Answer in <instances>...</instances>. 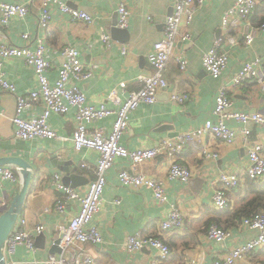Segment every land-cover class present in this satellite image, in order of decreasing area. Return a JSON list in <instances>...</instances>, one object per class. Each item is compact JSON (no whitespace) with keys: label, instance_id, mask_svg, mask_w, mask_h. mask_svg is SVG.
Segmentation results:
<instances>
[{"label":"crops","instance_id":"1","mask_svg":"<svg viewBox=\"0 0 264 264\" xmlns=\"http://www.w3.org/2000/svg\"><path fill=\"white\" fill-rule=\"evenodd\" d=\"M69 9L80 10L92 18L91 24L73 22L70 16L51 8L52 22L47 31L38 27L39 4L30 5L29 14L24 19L13 18L5 28H0V50L2 47H22L26 43L21 35L30 37L28 46L34 48L37 40L46 48L45 58L50 68L47 78L54 83L57 71L63 63L62 50L69 46L80 53V60L91 76L81 82L79 87L88 104L99 107L104 105L116 110L127 96L142 87L139 80L152 73L147 62V54L164 34L165 19L171 12L170 0H60ZM11 4H27V0H0ZM234 0H208L198 9L189 26L192 41H178L164 72L167 88L157 95L154 104H141L129 116V128L120 144L128 150H148L155 148L165 139L192 132L206 121H215L213 115L215 96L221 87H227L226 95L232 101L231 110L237 113L264 115V83L249 82L235 89L230 87L231 78L243 66L259 60L260 72L264 73V33L255 35L250 46L243 42L240 32L258 26L264 21V4L257 5L249 22L238 25L232 33L237 39L234 45H226L223 51L228 61L224 74L214 79L203 69L202 56L212 47L213 42L224 35L221 19ZM124 5L129 12L127 27H117V10ZM126 31L127 38L113 39L112 30ZM184 25H182V30ZM109 36L111 46L106 47L103 36ZM122 49L126 51L122 54ZM184 57L188 68L181 72L176 59ZM4 78L14 87V93L0 89V158H20L32 168V179L21 213L17 220H25V230L33 232L41 225L44 230L34 238V251L24 245L15 248L13 254L5 253L6 264H46L51 248L63 227L73 218L79 204L70 201L63 213L53 211V205L61 196L52 182V177L73 179L65 185L81 196L87 191L95 178L98 154L92 150L76 151L71 138L74 131V113L70 109L66 115H51L48 124L57 138L53 140L34 139L19 141L14 139L11 119L15 115L16 97L27 96L36 88L33 69L21 58L4 60ZM188 94L183 104L172 103V95ZM42 106H36L24 116H38ZM23 116V115H22ZM114 116L92 124L90 128L111 130ZM226 126L235 130V142L228 146L210 136L189 143L178 157V163L187 167L192 177L187 183L168 180V160L162 156L148 161L135 171L162 181L167 197L166 204L154 202L153 194L145 188L126 189L118 180V174L130 167L129 162L117 159L106 174V186L102 196L100 212L93 218L91 225L101 234L102 243L87 244L83 251L94 259V264H188L196 261L210 264L223 259L229 250L246 244L257 236L255 230L243 229L240 221L231 225V215L218 211L212 206V196L216 186L211 185L221 172L235 173L242 179L239 188L248 180L245 172L248 167L247 149L250 144L260 141L264 129L254 123L242 124L234 120L226 121ZM248 129L250 134L244 140L241 131ZM217 152L216 160H205L202 151ZM264 156V152H263ZM64 162L71 172L65 174L52 164V159ZM17 173L18 180L9 182L0 178V203L9 207L13 197L20 190L22 179L13 166H3ZM63 183V182H62ZM264 184V180L257 185ZM72 186V187H71ZM238 189V188H237ZM246 189V186L244 190ZM244 192V191H243ZM251 195V194H250ZM249 195V196H250ZM239 191L228 194L230 210L244 204L249 197ZM250 198V197H249ZM119 201V203H115ZM175 206L182 215L184 224L180 229L159 232L158 225L167 219L170 207ZM227 209V210H229ZM6 211V210H5ZM4 212L0 208V215ZM229 229L231 236L223 243H215L206 238L209 226L215 225ZM141 233L145 236L161 237L169 247L166 259H161L152 248H144L129 254L125 248L128 236ZM44 236V238H41ZM236 264H264V247L239 260Z\"/></svg>","mask_w":264,"mask_h":264},{"label":"built area","instance_id":"2","mask_svg":"<svg viewBox=\"0 0 264 264\" xmlns=\"http://www.w3.org/2000/svg\"><path fill=\"white\" fill-rule=\"evenodd\" d=\"M171 12L165 19L164 34L160 41L156 42L151 51L147 54V62L152 69L148 76H142L139 80L142 87L130 93L116 110L107 108L104 105L99 107L88 104L79 84L91 76V72L85 70L78 50L72 47H65L62 50L64 58L61 67L57 71V78L50 83L47 78L50 65L45 58L46 48L42 41L37 40L34 48L28 46L30 37L27 34L21 35L26 43L24 46H7L0 50V89L14 93V87L7 83L4 78L3 64L5 59L21 58L33 69L36 78V88L27 96L16 97L15 115L11 119L13 135L15 140L31 141L34 139L53 140L57 138L55 132L48 124L51 115H66L70 109L74 113V131L71 142L76 151L83 149L92 150L98 154L95 166V178L90 182L84 195L78 194L73 189L65 186L60 176L54 175L52 182L61 196L56 199L52 210L63 213L70 201H77L79 204L76 215L69 219L61 230L62 237L58 247L60 255H51L46 264H94V259L83 251L87 244L98 245L102 243V237L98 229L91 225L93 218L100 212L102 207V196L106 186V174L117 159H124L129 162L130 167L123 169L118 174L120 185L126 189L145 188L152 192L154 202L163 205L167 202L165 188L162 181L156 180L146 174L135 171L142 164L162 156L168 160V180H176L187 183L192 177L191 171L178 163L185 146L189 143L210 136L225 145H232L235 142L237 132L228 126L226 121L234 120L238 123H254L264 129V115L259 113L247 114L237 113L231 110L232 101L227 97V87H221L215 96L213 115L215 121H206L200 128L187 132L174 139H165L155 148L148 150H128L120 144L121 139L129 128V116L141 104H154L158 93L166 90L167 83L164 72L170 61L173 49L178 41H192L189 33V26L195 12L207 4L208 0H170ZM39 4L40 14L38 27L47 31L51 22V8L56 5L59 10L70 16L73 22L91 24L92 18L80 10L69 9L60 0H27V4H11L0 2V28H5L13 18L24 19L30 11V5ZM264 4V0H234L232 6L222 15L221 29L224 35L217 38L212 47L202 56L204 71L214 79L221 77L227 67L228 57L223 51L226 45H234L237 39L232 31L238 25L250 21L258 4ZM119 29L127 27L129 12L124 5L117 10ZM182 25L184 29L182 30ZM264 33V23L240 32L243 42L250 46L255 35ZM103 43L106 47L111 46L109 36L104 35ZM126 51L122 49V54ZM181 72L188 68V61L184 57L176 59ZM264 83V73L260 72L259 60L246 63L243 68L231 78L230 87L235 89L238 86L249 82ZM172 103L183 104L189 99L188 94L172 95ZM42 106L38 116L25 117L24 113L31 112L36 106ZM23 115V116H22ZM114 116V121L109 132L102 128H90L92 124ZM241 134L246 140L250 132L243 129ZM264 136L260 141L249 145L247 149L248 167L245 178L260 183L264 180ZM205 160H216L217 152L208 149L202 151ZM0 178L9 182L18 180L17 173L8 168H0ZM242 179L239 175L230 172H221L211 185L217 188L213 192L212 206L223 211L230 208L228 194L241 185ZM116 204L119 201L115 202ZM0 208L7 210V204L2 201ZM184 224L182 215L175 206L170 207L167 219L158 225L159 232H166L173 229H180ZM26 221L17 220L12 232L4 243L5 253L13 254L15 248L24 245L28 250L34 251V238L43 233V226L34 228L33 232L25 230ZM241 228L255 230L257 236L246 244L233 247L227 255L210 264H236L242 258L264 247V212H258L251 217L243 218ZM231 236L229 229H223L211 225L206 231V238L215 243H223ZM126 251L131 254L144 248L154 249L161 259H166L170 253L169 247L161 237L145 236L141 233L128 236L125 242ZM158 264V263H157ZM188 264H200L190 261Z\"/></svg>","mask_w":264,"mask_h":264},{"label":"water","instance_id":"3","mask_svg":"<svg viewBox=\"0 0 264 264\" xmlns=\"http://www.w3.org/2000/svg\"><path fill=\"white\" fill-rule=\"evenodd\" d=\"M111 32L112 37H114L113 39L118 40L116 38L117 36L122 37L121 40H118L120 43H123V41L128 36L126 31L119 30L118 28H114ZM52 164L53 166H55V168H58L61 172H64L65 174L71 172V169L70 167H67V164L61 161H57L56 158L52 159ZM3 166L15 167L21 176L22 183L20 190L13 197L7 210L0 215V264H6L5 256L3 254L4 243L12 232L13 226L16 223L19 214L21 213L25 198L28 193V188L32 179L33 171L32 166L20 158H0V167ZM75 177L76 176H71L70 178H63L62 182L64 185H68V182H71V185L73 186V179ZM61 237L62 233L60 232L59 237L56 239L55 244L50 250L51 253L56 254L61 252L60 248L58 247ZM41 238H44V236H41Z\"/></svg>","mask_w":264,"mask_h":264},{"label":"trees","instance_id":"4","mask_svg":"<svg viewBox=\"0 0 264 264\" xmlns=\"http://www.w3.org/2000/svg\"><path fill=\"white\" fill-rule=\"evenodd\" d=\"M262 23H264V21L258 25ZM245 186L246 189L244 190ZM236 191L244 193L245 196L251 195L249 196L250 198H246L244 200V204L239 206L237 209H234L233 211L230 209L225 210V212H228L231 215L230 222L232 226L234 225L235 221H240L243 218L251 217L253 214L258 212H264V184L257 185L256 183L247 180L243 188H238Z\"/></svg>","mask_w":264,"mask_h":264}]
</instances>
